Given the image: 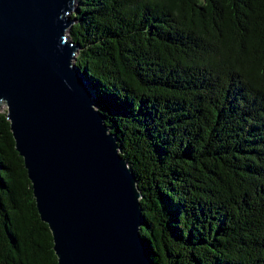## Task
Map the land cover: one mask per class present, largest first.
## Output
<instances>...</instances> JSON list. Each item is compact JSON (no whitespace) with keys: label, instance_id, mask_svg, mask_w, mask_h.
<instances>
[{"label":"trees","instance_id":"obj_1","mask_svg":"<svg viewBox=\"0 0 264 264\" xmlns=\"http://www.w3.org/2000/svg\"><path fill=\"white\" fill-rule=\"evenodd\" d=\"M75 64L141 192L154 264H264V0H77ZM0 110V264H57Z\"/></svg>","mask_w":264,"mask_h":264},{"label":"water","instance_id":"obj_2","mask_svg":"<svg viewBox=\"0 0 264 264\" xmlns=\"http://www.w3.org/2000/svg\"><path fill=\"white\" fill-rule=\"evenodd\" d=\"M77 0H0V109L57 264H154L136 177L68 30Z\"/></svg>","mask_w":264,"mask_h":264},{"label":"rangeland","instance_id":"obj_3","mask_svg":"<svg viewBox=\"0 0 264 264\" xmlns=\"http://www.w3.org/2000/svg\"><path fill=\"white\" fill-rule=\"evenodd\" d=\"M0 110H1V111H2V110H5V107L1 108Z\"/></svg>","mask_w":264,"mask_h":264}]
</instances>
